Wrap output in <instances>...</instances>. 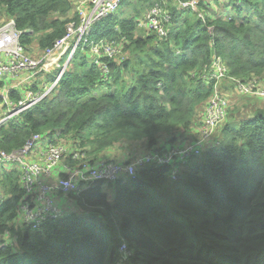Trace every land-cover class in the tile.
Instances as JSON below:
<instances>
[{"label":"trees","instance_id":"trees-1","mask_svg":"<svg viewBox=\"0 0 264 264\" xmlns=\"http://www.w3.org/2000/svg\"><path fill=\"white\" fill-rule=\"evenodd\" d=\"M216 1L225 14L205 2L201 16L175 0H122L93 24L56 88L0 127V150L12 153L40 134L38 145L122 162L198 140L216 85L214 57L231 76L264 83V0ZM159 2L170 16L163 37L139 26ZM11 20L33 54L81 23L76 0H0V26ZM100 40L123 48V58L102 59L109 74L90 53ZM225 81L228 120L181 177L172 166L147 165L136 177L69 194L70 216L27 223L19 165L1 162L0 264H264V104L241 97V105Z\"/></svg>","mask_w":264,"mask_h":264},{"label":"built area","instance_id":"built-area-1","mask_svg":"<svg viewBox=\"0 0 264 264\" xmlns=\"http://www.w3.org/2000/svg\"><path fill=\"white\" fill-rule=\"evenodd\" d=\"M176 1L181 7L194 11H199L202 2ZM121 2L122 0H76V11L81 23L72 24L64 37L39 54L30 53L23 45L21 36L24 31L16 27L14 20L0 26V82H5L0 89L4 90L0 93V127L40 103L56 88L79 46L90 34L93 24L116 12ZM199 13L204 16L201 11ZM169 21L170 16L164 10L162 2H159L139 20V26L145 30L156 31L163 37L168 35L165 22ZM90 48L95 62L106 74L110 73V68L102 59L105 56L119 59L124 55L120 45L106 40L92 43ZM211 67L210 76L216 81L214 93L206 107L200 137L187 145L140 153L132 160L122 162L93 160L84 152H73L66 145L36 148L42 140L40 134L34 135L22 149L12 153L0 150V163L17 162L19 165L21 186L27 194V199L21 206L23 220L32 223L36 220L41 222L70 216L76 209L71 208L73 202L68 199L69 194H81L83 190L101 180L114 183L122 177H136L137 172L147 165L172 166V176L177 177L193 158L204 153L209 147L208 140L215 137L219 127L228 118L229 100L221 91L223 80L233 84L237 93L251 95L264 102V83L260 79L244 80L231 76L228 66L219 55L213 58ZM56 69L59 73L49 83L44 75ZM36 78H39L38 82ZM34 85L37 90H34ZM15 90L17 93L21 92V95L17 98L10 97ZM69 160L75 163L70 164ZM4 198L0 189V203ZM120 251L123 261H127L131 252L126 242L122 243Z\"/></svg>","mask_w":264,"mask_h":264},{"label":"rangeland","instance_id":"rangeland-1","mask_svg":"<svg viewBox=\"0 0 264 264\" xmlns=\"http://www.w3.org/2000/svg\"><path fill=\"white\" fill-rule=\"evenodd\" d=\"M202 2H205L207 5H205V6H207L206 8L207 9H211V10H221L222 9V13L223 14H225V10L221 7V4L219 5L218 3H217V1L216 0H202ZM175 3H177V1L175 0ZM120 9V8H119ZM205 14V13H204ZM37 50V54H39L40 52H42V51H40L39 49H36ZM32 54H33V52H31ZM61 72V71H60ZM58 73V70L56 69V70H54L53 72H49V73H47L46 75H45V77H46V79L47 80H49V83H52L53 82V80H54V76L56 75ZM5 83V82H4ZM4 83H3V86H4ZM3 88V87H2ZM1 89V88H0ZM4 92V91H3ZM0 93H1V91H0ZM240 96V98L238 99L239 101H240V103H241V105H242V103L244 102V100L241 98V97H254V96H251V95H243V94H239ZM255 99H258V100H260L261 102H262V100L261 99H259V98H257V97H254ZM262 103H264V102H262ZM228 120V119H227ZM226 120V121H227ZM217 134L218 133H216V135H215V137L214 138H212L213 140H215V142H216V138H217ZM212 139H209L208 140V146H210V143H211V141H212ZM214 144V142L211 144V146ZM39 147H43L44 146V144H39L38 145Z\"/></svg>","mask_w":264,"mask_h":264},{"label":"crops","instance_id":"crops-1","mask_svg":"<svg viewBox=\"0 0 264 264\" xmlns=\"http://www.w3.org/2000/svg\"><path fill=\"white\" fill-rule=\"evenodd\" d=\"M7 81H9V79H7ZM226 82V81H225ZM228 82V81H227ZM228 84V86H229V90H228V95H232V94H236L237 96H240L237 92H236V90L234 89V87H232L231 85H229V83H227ZM1 92H3L4 90H0ZM230 97V96H229ZM263 102V101H262ZM262 104H264V103H262ZM205 122V121H204ZM198 131H199V134L201 133V131H202V125L200 126V128L198 129ZM214 141H213V139H212V141H211V143H210V146H211V144L213 143ZM111 195L112 196H114V192L112 191L111 192Z\"/></svg>","mask_w":264,"mask_h":264},{"label":"water","instance_id":"water-1","mask_svg":"<svg viewBox=\"0 0 264 264\" xmlns=\"http://www.w3.org/2000/svg\"><path fill=\"white\" fill-rule=\"evenodd\" d=\"M27 32H28V33H30V32H31V30H30V29H28V30H27ZM178 176H179V177H181L182 175H181V174H179Z\"/></svg>","mask_w":264,"mask_h":264}]
</instances>
